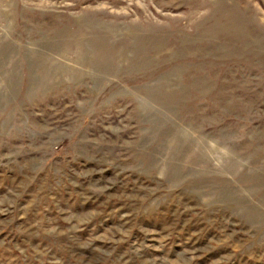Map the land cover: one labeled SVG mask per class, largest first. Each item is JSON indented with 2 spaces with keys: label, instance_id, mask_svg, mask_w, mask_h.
Listing matches in <instances>:
<instances>
[{
  "label": "rangeland",
  "instance_id": "374dc122",
  "mask_svg": "<svg viewBox=\"0 0 264 264\" xmlns=\"http://www.w3.org/2000/svg\"><path fill=\"white\" fill-rule=\"evenodd\" d=\"M0 264H264V0H0Z\"/></svg>",
  "mask_w": 264,
  "mask_h": 264
}]
</instances>
